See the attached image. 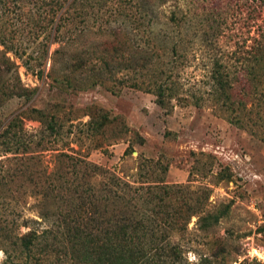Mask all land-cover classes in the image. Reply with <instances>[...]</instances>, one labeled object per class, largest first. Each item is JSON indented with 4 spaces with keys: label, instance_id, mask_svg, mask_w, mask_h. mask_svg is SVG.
I'll return each mask as SVG.
<instances>
[{
    "label": "rangeland",
    "instance_id": "obj_1",
    "mask_svg": "<svg viewBox=\"0 0 264 264\" xmlns=\"http://www.w3.org/2000/svg\"><path fill=\"white\" fill-rule=\"evenodd\" d=\"M164 1L76 0L72 25L64 40L54 43L52 35L38 30L40 22L31 23L30 2L26 0L19 21L14 0L0 1V28L6 30L0 37L13 47L6 53L0 45V56L10 59L18 85L27 91V96L0 101V133L20 115L24 139L32 141L25 155L0 157V168H7L0 185V264H40L20 251L17 237L41 229L33 223L40 221L33 205L39 186L61 182V154L105 171L104 176L84 177L94 188L107 185L111 175L118 178L129 187L123 188L126 199L138 195L135 189L150 187L151 196L157 188L171 186L168 210L183 206L191 213L185 229L161 230L180 249L177 264H264V86L258 90L262 96L246 101L243 111L217 110L209 99L213 59L230 55L239 61L236 72L251 62L258 37L251 8L240 11L233 3L222 4L230 6L228 22L217 35L205 0L191 14L202 16L179 28L171 20L176 0ZM147 35L185 36L181 57L171 61L168 54L163 62H174L168 64L173 81L194 101L160 107L153 94L131 88L121 60L132 57L139 66L149 62L143 76L158 63L149 56L153 50ZM77 58L83 60L81 66L68 68ZM12 85L16 82L0 67V87ZM239 88L235 84L234 94ZM32 109L57 118L56 138L29 114ZM103 116L108 122L101 125ZM209 215L222 217L207 227L201 219ZM48 253L41 264H70L61 253Z\"/></svg>",
    "mask_w": 264,
    "mask_h": 264
},
{
    "label": "trees",
    "instance_id": "obj_2",
    "mask_svg": "<svg viewBox=\"0 0 264 264\" xmlns=\"http://www.w3.org/2000/svg\"><path fill=\"white\" fill-rule=\"evenodd\" d=\"M0 1L3 2V0ZM27 1L33 6V11L28 12L31 23L33 19L35 22H40L38 30L42 35L47 33L52 35L53 43L63 41V35L67 33L65 31L75 19L76 0ZM198 1L176 0L173 2L171 20L176 27H181L186 21L190 22L191 18L196 19L202 16L199 10V14L191 16L192 10L198 8ZM14 2L18 13L17 20L22 21L25 16L22 9L26 0H14ZM205 3L210 5L209 9H205L207 15L216 19V27L213 30L217 32V35L224 33L222 24L226 25L228 22L225 19L228 18L227 8L230 6L223 7L222 4L233 3L240 11H244L247 5L251 8L250 21L258 37L254 39L251 48L250 64L245 67L239 65L240 70L236 72L239 61L234 60L230 55H225L213 59L209 71V99L213 107L217 110L219 108L220 111L224 107L243 111L246 101L252 97L262 96L258 90L264 86V0H205ZM196 4L198 5L194 7ZM201 8L203 7L199 6V9ZM12 25L16 26L15 23ZM18 31L15 27L12 34L16 35ZM5 32V28H0V35H6ZM184 37L183 35L176 37L147 35V42L151 43V50H153L149 56H154L158 60L157 65H150L151 70H146L151 71L149 76L141 74L143 69L149 67V62L139 66L133 63L132 57L121 60L122 64L125 63L122 70H125V77L131 82V88L153 94L156 104L160 107L172 101L180 104L194 101L189 94L180 93L179 87L173 81L172 67L168 66L172 60L183 54ZM4 38L0 37V45L4 47L6 53H12L10 50H13V47H8ZM168 54L172 59L164 64L163 59ZM81 63L83 60L77 58L73 65H68V68L71 69L76 65L80 67ZM0 67L12 81L16 82L15 86L0 87V101L7 97L27 96L25 94L27 91L18 85L20 81L13 63L5 54L0 56ZM138 73L142 76L136 78ZM235 84L240 86L237 94H234ZM21 92L24 93L21 94ZM29 114H33L34 120L44 125L50 132V136L56 138L59 131L58 121L54 115L50 116L36 109L29 111ZM19 116L12 118L0 133V157L11 154L23 156L31 146L32 141L24 139L25 133ZM102 118L101 125L108 122L106 117ZM60 156L64 160L65 170L61 182L58 185L46 182L43 183L42 188L39 186L40 197L33 205L40 220H35L33 223L42 225L40 231L32 228L17 237V245L27 258L41 264L49 258L48 251L51 250L55 251L56 255L61 253L70 264H177L181 254L180 249L169 241L170 234L161 230L169 227L170 231L185 229L186 221L190 219L191 213L188 214L183 206H179L174 213L168 210L167 199L170 197L171 186H161L151 196L149 195L152 190L150 187L135 189L133 192L138 195L126 199V191L123 188L128 186L115 176L111 175L109 183L104 187L94 188L92 183L84 180V177L104 176L105 171L101 167L70 155L61 154ZM25 160L28 158L25 157ZM6 169L0 168V185L6 182L4 176ZM90 171L94 175H91ZM144 195H147V198H144ZM221 217L209 215L203 217L201 221L205 226L211 227ZM57 243L60 245L54 248ZM57 260L61 262L60 258Z\"/></svg>",
    "mask_w": 264,
    "mask_h": 264
}]
</instances>
